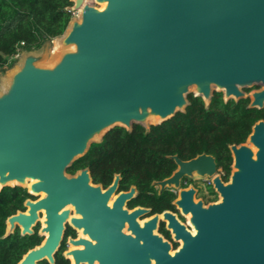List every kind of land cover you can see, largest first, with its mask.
I'll use <instances>...</instances> for the list:
<instances>
[{
    "label": "water",
    "instance_id": "obj_1",
    "mask_svg": "<svg viewBox=\"0 0 264 264\" xmlns=\"http://www.w3.org/2000/svg\"><path fill=\"white\" fill-rule=\"evenodd\" d=\"M73 15L55 38L20 47L0 72V191L25 189V211L6 221L42 242L17 264H264V121L246 142L229 145L225 182L213 156L171 157L172 176L154 185L178 190L171 211L126 208L136 188L116 192L93 184L89 169L69 173L91 146L115 128L150 132L191 105L209 109L250 98L264 108V0H71ZM261 87L249 95L245 89ZM211 179L217 200L196 199L184 177ZM161 224L170 234L167 239ZM177 245L176 248L174 246Z\"/></svg>",
    "mask_w": 264,
    "mask_h": 264
},
{
    "label": "trees",
    "instance_id": "obj_2",
    "mask_svg": "<svg viewBox=\"0 0 264 264\" xmlns=\"http://www.w3.org/2000/svg\"><path fill=\"white\" fill-rule=\"evenodd\" d=\"M72 7L71 0H0V72L11 66L22 43L26 49H34L43 42V36H60L73 16ZM189 100L191 105L185 114L152 126L148 134L140 126H135L132 133L113 129L101 144L92 145L69 172L89 166L94 180L104 184L119 173L122 189L135 185L146 193L152 181H162L175 170L170 157L186 161L206 153L216 159L218 168L228 178L232 164L228 146L244 143L259 116L246 109L245 100L225 103L220 93L214 94L208 110L202 99L189 96ZM30 197L21 188L0 191V264H17L40 242L37 234L21 236L18 229L2 238L6 219L24 210L23 203ZM174 198L171 193L155 192L154 212L172 209ZM62 251L55 256V264H70Z\"/></svg>",
    "mask_w": 264,
    "mask_h": 264
},
{
    "label": "flooded vegetation",
    "instance_id": "obj_3",
    "mask_svg": "<svg viewBox=\"0 0 264 264\" xmlns=\"http://www.w3.org/2000/svg\"><path fill=\"white\" fill-rule=\"evenodd\" d=\"M260 88L261 87H253L251 89H245V93L247 95H249L251 91L258 90ZM250 102H251V100H250L249 97L245 99V107H246V109L247 110H253L259 116V118H257V120L254 122V124L256 122H258V121H261V120L264 121V108L263 109H256V108L250 109V108H248V106L250 105ZM247 138L245 139V142H246ZM204 154H206V153H204ZM200 155H202V154H200ZM197 156H199V155H197ZM196 157H194V158H196ZM194 158H192V159H194ZM192 159H190V160H192ZM182 161H184V160H182ZM186 161H189V160H186ZM174 163H175V161H174ZM175 165H176V163H175ZM86 168L89 169V172H90V175H91V178H92V183L95 184V185H97V184L102 185V187H103L104 190H106L108 187H110L112 185V183H113L116 175H119L120 176L118 188H117L116 192L113 194L112 198H115L121 192H128V191H130L131 187H135L136 188V195H135V197H133L129 201H127L126 208L128 210H130V211H132V210H134V209H136L138 207L150 210L149 213H147L146 215H144V216H142L140 218V221H143L144 219H147L149 217H152L154 214L158 213V212H154V208L152 207V199H153V196H154L155 192H156L157 195H161L162 193L166 192V193H171L172 195H174L175 198H174V200L171 203L172 206H173V208L172 209H165L163 211H171V212H174V213H176L178 215V218L181 221L185 222V219L179 214V211L173 205V202L177 199L178 190H175V189H165L162 192H160V188L158 186L154 185V182H160V181H152L151 184H150V186H149V190L146 193H144L143 191H141L135 185H131L127 189H122V187H121V182H122V176H121V174L114 173L113 176H112L111 182L109 184H104L102 182H97V181L94 180L92 171H91V169H90L89 166H86V167H83V168H79V169L75 170L74 172H72L71 174H75L77 171L83 170V169H86ZM176 169H177V165H176L175 170ZM217 170H218L217 173L221 174L223 180L225 182H227L228 179H229V177L226 178V176L224 175L223 172H221V170L218 168V166H217ZM173 172H172V174H173ZM172 174L169 177L165 178V179L170 178L172 176ZM165 179H163V180H165ZM191 186L194 187L197 190V194H196V199L197 200L200 199V198H202L206 204L209 203V202H213V201H216L217 200V195L215 194V192H214V190L212 188L211 179H209V178H201L199 176H196L195 178H192V177H184L181 180V184H180V188L181 189H187V188H189ZM28 199L36 200V198H33V197H30ZM22 211H25V208ZM162 212H160V213H162ZM39 228H40V224L38 223L37 226L34 228L35 234H37V236H38ZM160 232L167 239H170V234H169V232L166 231L164 224H161V226H160ZM69 237H72L73 239H75L77 237V233L71 227H69L67 225V229L65 231L64 239L62 241V244H61V247H60V250H59V251L63 250L62 253L65 250H67V249L70 248V245L67 244V241H68V238ZM39 238H40V242H39V244H40L42 242L43 238H41V237H39ZM176 247H177V245L174 246V248H176ZM44 262H46V261H44ZM41 263H43V262H41ZM69 263H70V261H69Z\"/></svg>",
    "mask_w": 264,
    "mask_h": 264
},
{
    "label": "built area",
    "instance_id": "obj_4",
    "mask_svg": "<svg viewBox=\"0 0 264 264\" xmlns=\"http://www.w3.org/2000/svg\"><path fill=\"white\" fill-rule=\"evenodd\" d=\"M73 15H76V14L73 13ZM21 46L23 47V43L21 44ZM19 49H20V48L17 49V53H16V55L14 56V59L18 57V55H19Z\"/></svg>",
    "mask_w": 264,
    "mask_h": 264
},
{
    "label": "rangeland",
    "instance_id": "obj_5",
    "mask_svg": "<svg viewBox=\"0 0 264 264\" xmlns=\"http://www.w3.org/2000/svg\"><path fill=\"white\" fill-rule=\"evenodd\" d=\"M15 59H16V58H15ZM15 59H14V61H15ZM14 61L12 62L11 66L13 65ZM11 66H10V67H11ZM5 69H6V68H5ZM200 199H202V198H200Z\"/></svg>",
    "mask_w": 264,
    "mask_h": 264
}]
</instances>
